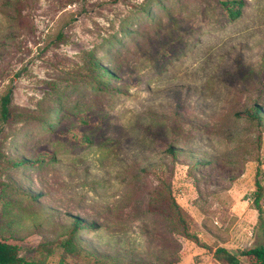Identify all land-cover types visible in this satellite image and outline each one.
Segmentation results:
<instances>
[{"label": "rangeland", "instance_id": "obj_1", "mask_svg": "<svg viewBox=\"0 0 264 264\" xmlns=\"http://www.w3.org/2000/svg\"><path fill=\"white\" fill-rule=\"evenodd\" d=\"M245 2L228 23L219 0H0V239L38 260L39 244L80 217L94 222L83 243L123 261L218 264L150 209L164 177L206 246L263 243L264 124L244 111L264 113V0ZM91 56L114 71L109 88L94 82ZM43 151L55 160L7 162ZM61 256L55 247L46 264H74Z\"/></svg>", "mask_w": 264, "mask_h": 264}, {"label": "trees", "instance_id": "obj_2", "mask_svg": "<svg viewBox=\"0 0 264 264\" xmlns=\"http://www.w3.org/2000/svg\"><path fill=\"white\" fill-rule=\"evenodd\" d=\"M245 5V0H219V6L223 12L224 19L228 23L234 22L242 16ZM88 64L89 70L92 71L96 85H104L106 89L109 88V82L105 81L104 77L106 78V76H110L112 78H116V76H114V71L101 64V62L94 56H91L88 60ZM10 104L11 93L9 91L1 98V119L3 122L11 118L12 113ZM244 117H247L252 121H256L259 125L264 124V113L262 109L253 104L246 108L244 111ZM52 121L54 122V125L60 124V118L57 116L52 118ZM86 121V124H90L93 129L98 128L102 124V118L97 116H92L91 119ZM47 127L51 130L53 129L50 119L47 121ZM81 134L83 135V138L80 140L82 147H88L93 144V138L90 135L84 133ZM177 150L180 151L179 148L176 150L174 148H168L166 153L172 157H177ZM8 160V164L13 168L22 166L38 167L44 163L54 161L55 157L54 154L43 151L37 152L35 155L29 157L14 156ZM202 165H204V162L201 161H196L194 163L195 167H200ZM255 185L256 191L254 193V205L258 210V220L264 232V212L261 206V202L264 197V185L259 180H256ZM154 198L156 200V207L153 206L154 201H152L150 209L168 216L182 236L196 243L198 246L205 247L213 252V259L216 263L242 264L241 257H245L250 264H264V242L251 249L244 250L240 252V254L230 252L223 247H217L213 250L203 244L199 237L195 233L191 232L189 215L177 203L172 192L170 179L164 177L160 178L154 191ZM37 200L38 198H33V201ZM93 227L94 222L87 221L86 219L80 217H73L69 227L61 238L54 241H42L39 244L38 253L40 257L38 260L25 259L21 256L20 247L18 245L9 243L7 240L0 239V264H46L47 258L52 254L55 247L62 248V261L70 260L74 264H140L136 261L126 262L120 258L111 256L107 252H97L93 248L90 249L87 247L81 240L80 233L82 231H89Z\"/></svg>", "mask_w": 264, "mask_h": 264}]
</instances>
